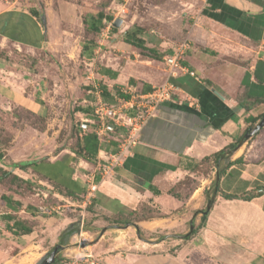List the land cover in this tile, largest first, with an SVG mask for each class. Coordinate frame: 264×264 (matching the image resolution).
Wrapping results in <instances>:
<instances>
[{"label":"rangeland","instance_id":"374dc122","mask_svg":"<svg viewBox=\"0 0 264 264\" xmlns=\"http://www.w3.org/2000/svg\"><path fill=\"white\" fill-rule=\"evenodd\" d=\"M10 1L7 5H10L12 9L29 11L35 8L39 12L41 18L39 26L43 33L40 32L35 39L43 40L45 37V41L40 43V47L32 48L14 45L0 39V67L3 68L0 69V84L3 83V87L11 92L7 96L3 94L5 98H0V164L3 165L0 167L6 170H12L10 164L14 161L39 159L56 161L73 156L72 151L77 148V141L83 133L81 127L87 124L91 127L90 120L93 116L89 105L92 95L88 93V85L92 84V81H89L87 76L91 71L96 73L98 66H117L122 78L127 76L133 78L131 74L141 76L146 71L151 72L153 76L164 72L162 58L158 64L148 63L140 54L135 55L133 48L124 49L121 46L126 30L141 28V36L146 46L154 48L161 55L176 49L184 42L189 43V49L184 48V55H190L187 50L191 51L198 47L196 43L204 44L201 41V35H198L199 27L195 26L201 25L200 20L203 18L211 19L213 12L212 9L209 11L211 0ZM98 11L110 16L112 21H104L101 32L93 36L87 33L83 19ZM11 18L15 22L21 21L18 29L8 30L11 35L25 37L27 33L33 39L36 37L38 31L33 30L30 21L25 18L21 20L19 16ZM116 19H120V23L118 26H113ZM204 22L206 29L210 26L214 32L218 34L221 32L229 39L230 43L225 42L221 46L224 50H237L220 56L217 61L222 66L226 65V68L231 66L239 71L232 81L234 85L240 79L242 85L244 79H253L257 82L258 78H261L259 80L264 79V61L254 63V66L252 64L254 56L245 55L248 51H238L240 46L251 49L250 43L236 40L231 34L233 31L228 32L216 27L208 20ZM225 26L233 29L226 24ZM91 37L97 41L100 48L95 55L96 58L86 60L79 55L80 43ZM200 50H203V47H200ZM239 52H243L244 55ZM252 65L256 68L253 72ZM225 71L228 72L227 69ZM136 81L140 85L146 84L140 77ZM181 93L177 91L175 94L180 96ZM83 109H88V114ZM261 109L263 110L262 107ZM254 112L259 111L254 109ZM237 138L238 136L233 141ZM234 148L230 149L227 155L231 160L241 156L242 162L234 165L233 170L252 177L253 187L248 194L262 192L264 195V189H257L264 187V126L257 134L246 139L236 150ZM72 165L76 168L74 162ZM92 171L91 168L87 173ZM12 173L26 180L29 185L23 187L22 183H11L8 177L0 182V195L17 193L19 194L17 198L22 201L23 205L30 204L39 209L34 212V215L23 216L24 213H16V217L25 218L32 228L31 233L16 236L9 231L6 225L4 214L9 210L0 200V264H36L46 252L60 244L58 235L69 225L74 226L76 232L66 244H60L63 248L55 256L56 264H63L67 256H72L77 252L92 253L98 264H108L109 260L112 264L116 263L114 253L109 252L108 255L104 253L106 251L101 243L96 244L102 237L99 234L105 224L113 228L114 216H112L113 219L103 217L94 203L79 206L80 201L63 196L52 184L43 179L38 180L36 175L29 170L24 172L14 169ZM78 173L80 175L77 181L85 185L82 179L83 172ZM206 178L210 180L206 181ZM214 179L215 164L211 156V158L194 162L191 173L185 175L174 186V192L182 198H187L192 191L195 193L192 202L196 203V210L190 209L191 205L187 208L178 207L181 212L185 213L184 216L178 217H181L180 222H184L186 233L200 223L207 200L212 196L211 182ZM226 184L227 182L222 180L219 183L220 190H225ZM198 188L199 191H196ZM205 189L208 190V196L204 192ZM231 191L236 193L238 189L233 187ZM216 197L217 193L208 211L210 212L214 205V212L221 214L222 207L219 205L222 197L217 200ZM228 209L231 210L233 207ZM235 210L244 212V208L241 207ZM131 214L127 215L130 219L161 216L157 208L150 207L148 204L140 206V210L132 217ZM94 221L98 226L102 225L98 227L100 231L91 229ZM190 221L193 223L190 224ZM190 226H192L191 229ZM117 232V234L121 233L119 230ZM161 237L162 235L158 234V239ZM174 237L177 238L175 235ZM105 240L101 239L103 243H107ZM83 243L85 244L82 245ZM192 243L191 241L186 242L185 245L192 248Z\"/></svg>","mask_w":264,"mask_h":264},{"label":"crops","instance_id":"0c3cea01","mask_svg":"<svg viewBox=\"0 0 264 264\" xmlns=\"http://www.w3.org/2000/svg\"><path fill=\"white\" fill-rule=\"evenodd\" d=\"M7 4L5 0H0V29L4 27L6 32L13 28L12 22H7L8 13L12 12L13 17L19 14H29L28 10L12 9ZM263 6L264 0H211L209 11L212 9L213 13H219L223 10L224 15L230 19H227L228 22L232 23L230 26L234 25V27L231 26L233 29H230L225 26V23L213 18H203L200 20L201 25L193 24L195 27H199L198 35H201V41L204 42V44L196 43L199 46L193 48V51L187 50L190 55L187 54L188 56L184 55L183 57L182 64L186 65L193 74H180L177 78L169 79L164 68L162 69L164 72L156 73L154 76L151 72L146 71L141 76L131 74L133 78L130 76L122 78L120 69L114 65L98 66L96 73L93 71L89 73L93 82L100 88L102 85L106 87L112 101L114 95L120 93V90L128 85L139 92H146L167 80L173 81V83L175 80L177 86L172 98L163 103L159 107L158 114L150 118L143 126L138 144L132 149V153L125 159L123 165L117 167L113 174L97 181V190L93 199H95L94 204L97 206L99 214L103 217L113 219L112 216H114L115 220L123 215L127 216L132 211L140 210V205L143 203L157 208L161 213L160 217L132 219L133 224L128 226L114 224L112 228L108 224H103L101 231L98 227H102V225L98 226L95 224V221L98 220L94 221L91 229L99 230V236L102 235L96 244H102L106 251L104 253L108 255L109 252L114 253L116 263L264 264V195L250 201L225 199L221 196V192L237 195L248 194L253 187L252 177L249 174L237 173L236 170H233L235 167L232 166L221 176L219 183L222 180L227 182L225 190L219 188L216 197V200L222 197L219 205L222 207V213L214 212L213 205L204 225L191 239L184 240L182 237L186 232L184 222H180L179 218L181 217L178 216H184L185 213L181 212L178 207L187 208L191 205L190 209L196 210V203L192 202L195 193L192 191L187 198L178 199L168 191L185 175L191 173L194 162L200 161L205 156H211L242 133L247 125L244 119L251 113V111H245L244 108L238 106V95H243L245 86L248 92L254 96L264 93V83H258L253 79H244L243 85L240 79L234 85L232 81L239 71L231 66L226 68V65L222 66L217 61L220 56L237 50H224V47L221 46L225 42H229V39L221 32L219 34L214 32L210 26L209 29H206L204 21L208 20L209 23L228 32L233 31L231 34L235 36L236 40L250 43L251 49L240 46L238 51H248L245 55L254 56L252 60L254 65L259 61H264ZM37 24L39 26V22ZM190 37L191 33L188 36L189 40ZM0 39L14 45L34 48L32 45L12 41L2 35H0ZM43 41H45V37L40 43ZM187 45V49H189V43ZM121 46L124 49L131 47L133 53L139 55L138 50L131 45L123 42ZM200 47H203V50L199 51ZM99 48L97 46L94 50L95 55ZM173 51L171 50V53ZM194 51L196 52L194 53ZM165 55L162 56V60ZM241 55L244 53L242 52ZM94 58L96 57L94 56ZM145 60L148 63L158 64L160 62L154 59ZM254 66L252 72L256 70ZM104 68L116 72V77L113 78L104 72ZM0 69L3 68L0 67ZM225 69L228 72H224ZM248 72L250 74V70ZM139 77L144 79L146 84H137L136 80ZM207 80L210 86L205 83ZM3 85V83L0 84V98H5L11 93ZM91 88L93 86L89 85L88 90ZM177 91L182 92L180 96L175 94ZM215 92H218L221 98ZM90 124L91 127L89 124L84 126L86 131H91L94 124L93 118L90 120ZM95 128L94 124V131ZM103 142L98 145L96 160L102 151L112 152L115 150L110 139ZM73 162L79 164L76 169L77 174L78 171L87 174L89 169H93L95 165L82 158L71 163ZM0 166L3 165L0 164ZM36 177L40 180L38 176ZM207 180L210 179L206 178ZM78 183L85 188L84 184ZM149 184L151 188H149ZM233 187H236L238 192H232ZM152 188L157 189L159 193L155 194ZM196 191H199V188ZM84 205L86 204L83 203L82 198L79 206L83 207ZM230 207L233 209L229 210ZM239 207L244 208V212L235 210ZM19 213H24L23 216L28 214L24 207H21ZM132 216L133 214H131ZM118 230L121 231L120 234H117ZM158 234L162 235L161 239H158ZM102 238L106 239L107 243H103ZM190 241L193 242L192 248L185 245ZM107 263L112 264L111 260Z\"/></svg>","mask_w":264,"mask_h":264},{"label":"trees","instance_id":"16d2710c","mask_svg":"<svg viewBox=\"0 0 264 264\" xmlns=\"http://www.w3.org/2000/svg\"><path fill=\"white\" fill-rule=\"evenodd\" d=\"M28 12L29 14H19L18 16L20 17L21 20L22 18H25L27 21H30V23L32 24L33 30H35L36 32L37 31L40 32L39 26L37 24V22L41 21L39 12L35 8H31ZM224 14L225 13H223V10L219 13L212 12L211 17L217 21H220L230 26L231 22L230 23L228 22L227 20L228 18ZM12 15H13L12 12L7 14L8 16L7 22L9 21L12 22V27L18 29V26L21 23V21L20 22L12 21L11 20ZM34 18L39 19V20H35ZM106 20L112 21V18L104 14L102 11H98L96 14L90 15L88 18H84L83 23L85 25V29L87 33L95 36L94 34H99L101 32L102 28L104 27V21ZM113 30H116V29L113 28ZM141 32H142V29L139 27L126 30L123 35V41L131 45L132 47L136 48L139 54L143 58L154 59V60L160 61L163 55L171 53V50H170L169 52L161 55L158 52H156L154 48H150L146 46L145 40L141 36ZM25 34H26L25 37H22L20 35H11L9 32H6V30H4V27L0 29V35L5 36L12 41H18L24 44L32 45L34 47H40V41L42 39H32V37L29 36L30 34L29 35H27V33ZM35 38H37V36ZM30 40H33V41H30ZM97 46H98L97 41L93 37L87 38L80 43L79 55L85 58L86 60H91L95 56L94 50L96 49ZM103 71L110 74V76H112L113 78H115L117 75L116 72H113L108 68H104ZM259 79L261 78H258V83H264V79L263 80H259ZM174 83H175V80H174ZM205 83L208 86H210V83L208 80ZM101 91H102L101 96L103 99L112 101V98L110 97V94L106 90V87L104 85H102ZM121 95L122 94H120V96ZM89 106H90V110L92 111L93 110L92 105L90 104ZM238 106L244 108L245 111H251V113L245 117L244 120L246 121L247 125L242 130V133L238 136V138L211 155L213 162L215 164V170H216V166L218 165L219 181H220V177L224 175L229 168L242 162L241 156L231 160L229 158V155H227V152L230 149L234 148L239 142V140L242 138V136L246 132L250 131L263 116L264 114V93L258 96H254L250 92H248V89L245 86L243 95H238ZM261 107L263 108V110L261 109ZM254 109L259 112H254ZM83 111L86 113L89 112L88 109H83ZM92 116H93V111H92ZM85 129L86 128H84L83 126L81 127V130L83 131V133L81 134L80 139L77 141V148L75 149V151H72L74 153V156H70L71 159L67 156L64 159H60L54 162H50L49 160H44V159L11 162L10 167L12 168V170H6L0 167V182L3 180H6L9 177L11 183L18 182V183H22L23 187L27 186L29 185V183L23 178H20L19 176L12 173V171L14 169H19L24 172H27L29 170L32 174L38 176L40 179L47 180L50 184H52L53 187L57 188L58 192L62 194L63 196L70 197L72 199L77 200L78 202L81 201L83 198L82 194L85 191H84L83 186H81L77 182V179L73 178L75 169L71 162L76 161L79 157L85 161L96 164L97 162L96 153H97L98 145L100 143H104L103 141L99 139V137L95 133L94 124L92 126L91 131H86ZM108 137H111L110 140L116 147L117 145V140H115V137H117L116 130L110 129ZM211 156H205L203 159H206L209 157L211 158ZM219 159H220V162H218ZM219 181L218 183H215V179H214L211 182V187H212L211 194L212 195L214 192H215V195L216 193H218ZM174 186L168 190L169 193L172 194L174 197L181 199V196L174 192L175 191ZM149 188H151L150 184H149ZM257 189H264V187L262 188L258 187ZM152 190L155 194L159 193L157 189L152 188ZM204 192L208 196V190L205 189ZM261 195H263L262 192H257L256 194H243V195L221 192V196L225 199H240V200H245V201H250L253 198L259 197ZM17 196H19V194L17 193H14V195L13 194H7V195L1 194L0 195V200L3 201L4 206L9 210V212H6L4 214V219L7 221L6 225L8 226L9 231L13 235H16V236L27 235L32 232L31 226L27 224L25 218H19V217H16L15 215L17 212L20 211L21 207H24V210L26 213H28V215L29 214L34 215V212H37L39 208L36 206L30 205V204L23 205L22 201L19 198H17ZM94 201L95 199H93L91 203H94ZM143 204H141L140 206H142ZM136 212L137 211L135 210V211H132L131 213L135 214ZM208 212L209 211L206 209L202 212L200 223L195 228L190 230L189 232L183 234L182 237L184 239H189L192 235H194L197 232L199 228H201L204 225ZM131 220L132 219L123 215L121 217L116 218L114 224L128 226V225L133 224ZM192 223L193 221H190V224ZM75 232H76V228H74V226L72 225L67 226V228L64 229L62 232H60V234L58 235L59 243L66 244L68 242V239ZM56 263L57 261L55 259L53 264H56Z\"/></svg>","mask_w":264,"mask_h":264},{"label":"built area","instance_id":"2783aa9c","mask_svg":"<svg viewBox=\"0 0 264 264\" xmlns=\"http://www.w3.org/2000/svg\"><path fill=\"white\" fill-rule=\"evenodd\" d=\"M15 1L11 0L10 2ZM187 47V43L184 42L171 54L163 57V65L169 79L177 78L180 74H193L186 65L182 64L184 48L187 49ZM87 79L92 81V84L89 83V85L93 86V89L88 90V93L92 95L90 104L93 108V121L96 125L95 133L101 141H105L109 135V130H116L117 145L114 151H102V154H99L92 172L82 173V179L86 185L83 195V203L85 204H89L94 198L98 185L97 181L113 174L117 167L123 165L125 159L132 153V149L138 144L143 126L150 118L158 114L159 107L170 100L177 90L175 83L170 80L155 85L146 92H139L128 85L120 90V93L114 95L113 101H108L102 98L101 88L93 82V78L88 75ZM120 94L122 95L120 96ZM72 155L74 156V154ZM78 167L79 164L76 163L73 174L75 179H79V173L77 174L76 170ZM63 264L98 263L92 253L77 252L72 256H67Z\"/></svg>","mask_w":264,"mask_h":264},{"label":"water","instance_id":"95a60500","mask_svg":"<svg viewBox=\"0 0 264 264\" xmlns=\"http://www.w3.org/2000/svg\"><path fill=\"white\" fill-rule=\"evenodd\" d=\"M43 21L44 18L42 17ZM120 23V19H116L113 22V26H118ZM220 98L221 95L218 92H215ZM264 126V114L261 117V119L255 124V126L248 132H246L242 138L239 140L238 144L236 145V147L234 148V150H236L246 139H248L249 137L257 134V132ZM233 150V151H234ZM232 151V152H233ZM218 162H220V159L218 160ZM219 181V174H218V165L216 166V170H215V183H218ZM215 198V192L213 193V195L207 200L206 203V210L210 209L211 204L213 203ZM192 228V226H190V229ZM85 243H83L82 245H84ZM63 248L62 245L57 244L56 246H54L50 251L46 252V254L36 263V264H53L55 261V256L56 254L59 252V250H61Z\"/></svg>","mask_w":264,"mask_h":264}]
</instances>
